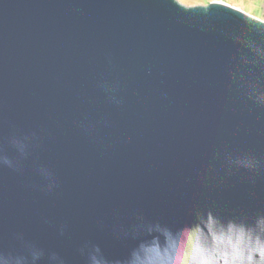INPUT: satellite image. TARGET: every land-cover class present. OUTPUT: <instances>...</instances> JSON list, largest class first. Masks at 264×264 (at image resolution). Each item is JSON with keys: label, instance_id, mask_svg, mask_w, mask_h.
<instances>
[{"label": "water", "instance_id": "1", "mask_svg": "<svg viewBox=\"0 0 264 264\" xmlns=\"http://www.w3.org/2000/svg\"><path fill=\"white\" fill-rule=\"evenodd\" d=\"M264 253V21L223 2L0 0V264Z\"/></svg>", "mask_w": 264, "mask_h": 264}, {"label": "clouds", "instance_id": "2", "mask_svg": "<svg viewBox=\"0 0 264 264\" xmlns=\"http://www.w3.org/2000/svg\"><path fill=\"white\" fill-rule=\"evenodd\" d=\"M157 264H264V253H257L255 256L250 257L247 261L229 259L209 260L201 257L198 252L191 249L182 258L164 259L158 261Z\"/></svg>", "mask_w": 264, "mask_h": 264}, {"label": "rangeland", "instance_id": "3", "mask_svg": "<svg viewBox=\"0 0 264 264\" xmlns=\"http://www.w3.org/2000/svg\"><path fill=\"white\" fill-rule=\"evenodd\" d=\"M185 6L206 5L210 2H223L255 18L264 21V0H177Z\"/></svg>", "mask_w": 264, "mask_h": 264}]
</instances>
